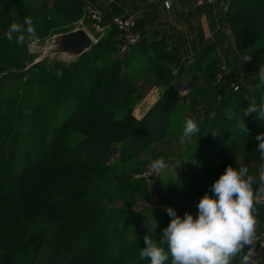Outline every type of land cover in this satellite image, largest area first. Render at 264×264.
Masks as SVG:
<instances>
[{
	"label": "rangeland",
	"instance_id": "rangeland-1",
	"mask_svg": "<svg viewBox=\"0 0 264 264\" xmlns=\"http://www.w3.org/2000/svg\"><path fill=\"white\" fill-rule=\"evenodd\" d=\"M77 1L81 8L80 14L75 17L62 16L53 8V0H22L21 3L7 0L6 3L0 4V175L13 174L15 182H20L17 179L24 177L19 185L31 181L36 187L34 192H44L48 189L52 191L53 197L48 208L38 206L32 211L34 208L25 203L15 207V228L10 227L12 224L8 221L4 226L15 244L11 253L20 250L21 245L34 233H39L41 241L46 244L50 242L53 232L70 230L80 224V220L90 211L78 212L75 207L87 205L97 209L94 215L97 214L105 220L110 218L107 219L104 229L111 232V235L109 240H104V247L100 244L103 242L102 238L98 239V242H92L91 246L97 248L85 261L95 264H150L149 259H142L140 256L144 247V236L148 234L155 240L157 234L169 224L171 218L167 215L166 207L175 208L181 217L186 211L191 212L195 218L197 202L209 191L210 186L227 166H247L249 173L255 175L261 165H264L259 153H254L257 148L254 138L258 133L264 132V122L253 124L248 128L250 131L247 134L236 127L235 119L240 115L241 109L247 107L245 97L251 98V91H256V73L259 71V65L264 63V34L258 35L254 43H249L243 50H238L226 13L225 20L236 52L228 53L229 49H225V59L220 61V58H217V64L209 66L216 71L214 82L217 86L210 93L206 80L196 86L191 85L192 82L188 79L186 84L182 82L176 75L180 72L179 69L169 61L156 65L153 72L152 66L146 64L139 50L141 37L134 32L133 15L126 10L109 12L107 6L116 4L117 0ZM203 3L206 2L203 0ZM212 3L213 0L207 4ZM93 14L99 16L102 25L109 28L101 37H96L98 42L95 46H98V52L94 62L83 64L88 72L86 77H96L106 82L126 74L134 83L135 92L129 95L130 101L120 100L107 110L120 113L131 107L133 116L136 108L151 92L158 90L161 94L167 87H175L178 106L170 118L168 135L146 146L135 157L130 156L122 160L120 147L115 146V142H122L128 131L124 129L117 132H97L96 134L114 145L101 168L95 167L79 173H58L46 167L40 171H29L38 157L51 149L53 138H63L66 150L70 149L71 152L56 151L49 158L50 166L68 168L82 165L75 148L86 136L93 133L87 122L75 126L71 124L65 128L69 121H73L77 111L74 87L69 86L64 91L62 104L55 102L52 95L37 86L35 78L39 71L32 66L41 62L46 71L51 70V75H61L63 70L60 68L63 63L42 56L45 41L53 35L67 33L75 28H84L93 34ZM25 17L32 18L38 40L20 46L15 43V39L9 43L6 38L8 28L14 22L23 24ZM124 19L131 23V34L138 37V42L134 45L126 42L125 34L114 24L117 20ZM119 37L120 45L118 42L111 44L110 41L115 42ZM18 51L23 55L20 56ZM245 55L251 56L250 62L243 61ZM213 58L214 55L209 56V62ZM203 67L205 66L202 64V69ZM170 71L171 74L168 73ZM170 75L169 85L164 86ZM235 85H239L237 91L233 90ZM63 87L65 89V86ZM181 87L188 90H180ZM85 88V85L81 86V89ZM233 94L235 97H231ZM238 96L243 102L241 107L236 105ZM259 98L260 93H257V99ZM222 101L226 102L228 110L231 109L234 118L229 120L225 115L220 122L212 121L211 124L203 120V128L181 144L179 140L184 122L191 117L192 112L197 109L200 115H203L207 109L203 108V104L205 106L212 102V107L218 108L219 102ZM241 115L247 127L257 121L255 114L244 116L241 112ZM62 127L65 130L61 133L59 130ZM209 129L218 134L213 136ZM222 146L230 147V150L213 158ZM160 157L165 159L167 168L159 174H153L148 165ZM59 160L62 162L60 165ZM26 187L32 189L30 183ZM69 191L71 194L75 193L74 195L84 192L85 197L73 199ZM64 192L68 197L62 194ZM2 195L9 197L5 188L2 189ZM8 209L4 204L0 206V213L7 216L5 212ZM155 222L158 224L157 234L155 231L149 232L150 223ZM257 231L258 234H264V224L258 223ZM81 247L84 249V246ZM49 252L50 250L44 249L32 255V252L23 254L21 251L19 263L48 264ZM166 264H170V260Z\"/></svg>",
	"mask_w": 264,
	"mask_h": 264
},
{
	"label": "trees",
	"instance_id": "trees-1",
	"mask_svg": "<svg viewBox=\"0 0 264 264\" xmlns=\"http://www.w3.org/2000/svg\"><path fill=\"white\" fill-rule=\"evenodd\" d=\"M6 1L7 0H0V4H4ZM21 1L22 0H15V3H21ZM52 4L53 8L61 13L62 16L75 17L80 14L81 5L77 0H53ZM227 19L231 27L235 47L238 50H243L249 43H254L258 35L264 34V0H230ZM115 34L119 35L117 32H115ZM120 38L121 37L115 39V42L114 40L110 41L111 44H117L118 42V45H120ZM139 50L143 58H145L146 64H148L149 67L152 66L153 72L154 69H156V65L163 61H169L173 65L176 63L175 56L168 51L167 45L162 40L146 41L141 39ZM18 52L20 56L23 55L21 51ZM97 52L98 46H94L90 52L83 55L77 62L72 64L63 63L61 68L59 66V68L63 70L61 75H51V70L46 71V68L41 62L32 66V68L39 71L35 78L37 86L41 87L47 94L52 95L55 102L61 103L62 97H65L64 91H66L69 86L74 87L77 111L73 121H69L68 124L65 125V128L71 124L75 126L78 123L87 122L90 125H88V128L93 134L86 136L75 148V153L77 152L76 154L79 156L78 160L82 163L81 166L73 165L68 168H61L60 166L55 168V166H50L48 164L49 158L52 157L53 153L56 151L68 153L70 150H66L63 138H53L51 149L43 153L40 158L38 157L33 165L30 163L31 166L29 171L31 169H33V171H40L46 167L58 173H79L95 167L101 168L103 161L114 145L99 134H96L97 132H117L124 129L128 131L127 137L123 139L122 142H115V146L120 147V158L122 160L130 156L135 157L142 152L146 146L154 144L168 135L170 118L178 106V96L175 87H167L164 89L159 99L140 120L134 118L133 108L131 107L120 113L109 111L107 108L120 100L130 101L129 95L133 94L136 88L126 74H122L118 79L111 78L106 82L96 77L87 78L86 74L88 72L87 69L83 67V64L93 63ZM212 55L213 47H206L194 63L186 66L180 72H177L176 75H178V77L187 75L193 86L206 80L209 84V92L211 93V83H214L216 71L209 66H213V63L216 65L218 62L217 58H213V60L209 62V56ZM202 64L205 66L203 69ZM158 69L156 72L159 71ZM100 71L104 70L100 69ZM168 73L171 74V71ZM168 78L164 86L167 84L169 85L171 75ZM82 85H85V90L81 89ZM63 86H65V89ZM247 92L249 91H246V93ZM257 93V91H251L252 97L257 98ZM239 96H241V94H239ZM239 96L237 97L238 99L235 98L237 101L236 105L241 107L243 102ZM231 97H235V94ZM222 104L224 105L222 106ZM213 105L212 102H208V105L205 104V106L203 104V108L207 107L203 115H200L201 113L198 112L197 109L192 112L190 118L197 121L200 130L203 128V120H206L207 123L210 122V124L212 121L220 122L228 111L226 102H219L218 108L215 106L212 107ZM213 112L216 113V116L210 119V114ZM201 117H203V119H201ZM258 122L257 120L255 123H249L250 125L248 128ZM65 128L62 127L59 131L62 133ZM235 141H237V139ZM221 148L222 149H220L213 158L222 156L230 150V147L222 146ZM58 162V165L62 163L60 160ZM29 171L27 173L28 175L30 174ZM257 174L258 171H256L255 175ZM22 178L24 177L17 179V181L22 182ZM20 182H15V175L13 174L4 173V175H0V206L5 204L11 210L9 211L8 209L5 212L8 214L7 216L0 213V264H20L19 253L21 251L23 254L32 252L33 255L34 253H40L44 249L50 250L48 253V264H92L93 262L85 261V258H88L97 248V246H91L92 242H98L97 240L102 238L103 242L101 241L100 244L104 247V240H109L111 232L106 231L104 225L107 219L110 218L107 217L105 220V218L103 219L97 216V214L94 215L97 209H93V207L87 205L75 207L78 212H81V210L90 211L87 216L83 217V220H80V224L72 227L70 230L61 229L58 232H53L50 242H46V244L41 241V235L39 233H34L21 245L20 250L16 251L18 255L16 253H11V249L15 248V244L14 241H12V237L7 233L8 229L4 226L8 224L6 223L8 221L12 224L10 227L15 228V207L18 208L20 203H25L27 206L34 208L32 211L36 210L38 206L48 208L50 207L51 198H53L51 197V190H44L45 193L41 190L34 192V188L36 187L31 184V181H26L25 185H19ZM29 183L30 188H32L31 190L26 187ZM3 188L8 191L9 197L2 195ZM62 194L68 197V194L65 192ZM69 194L73 199L85 197L84 192H78L74 195L75 193L71 194L69 191ZM258 223L264 224V207H260ZM81 246H84V249Z\"/></svg>",
	"mask_w": 264,
	"mask_h": 264
},
{
	"label": "clouds",
	"instance_id": "clouds-1",
	"mask_svg": "<svg viewBox=\"0 0 264 264\" xmlns=\"http://www.w3.org/2000/svg\"><path fill=\"white\" fill-rule=\"evenodd\" d=\"M6 38L9 43L15 39L18 46L35 43L38 36L32 18L25 17L23 24L12 23ZM243 61L250 62L251 56L245 55ZM256 78L258 82L254 89L260 93V98L245 97L247 107L235 117L236 127L247 134L250 130L241 112L244 116L255 114L256 120L264 122V63L259 65ZM225 115L229 120L234 118L231 109ZM215 116L213 112L209 118ZM199 131L197 121L188 118L179 142L184 144ZM211 131L213 136L218 134ZM254 139L257 141L254 153L258 152L260 159L264 160V132L258 133ZM148 168L153 174H159L167 164L160 157L154 159ZM260 207H264V165L257 175L250 174L247 166L229 165L197 202L195 218L188 211L181 217L175 208L168 206L166 212L171 219L159 234L156 232L158 224L150 223L149 232L155 231L157 239L146 234L140 256L149 259L150 264H166L169 260L170 264H264V256H261L264 234L257 231Z\"/></svg>",
	"mask_w": 264,
	"mask_h": 264
},
{
	"label": "crops",
	"instance_id": "crops-1",
	"mask_svg": "<svg viewBox=\"0 0 264 264\" xmlns=\"http://www.w3.org/2000/svg\"><path fill=\"white\" fill-rule=\"evenodd\" d=\"M169 1V8L163 0H117L116 4L107 7L109 12L129 11L135 21L134 32L141 39L164 41L168 51L175 56V67L179 71L194 63L206 47H213V55L220 61L225 59V49H229L228 53L236 52L225 20L230 0H213L212 4L203 3V0ZM179 79L185 84L187 79L190 80L187 75L179 76ZM211 86L212 89L217 87L215 82ZM186 87L180 90H188ZM159 97L158 90L147 95L136 108L134 117L142 118Z\"/></svg>",
	"mask_w": 264,
	"mask_h": 264
},
{
	"label": "water",
	"instance_id": "water-1",
	"mask_svg": "<svg viewBox=\"0 0 264 264\" xmlns=\"http://www.w3.org/2000/svg\"><path fill=\"white\" fill-rule=\"evenodd\" d=\"M84 28L51 36L45 41L42 56L66 64L77 62L96 45Z\"/></svg>",
	"mask_w": 264,
	"mask_h": 264
},
{
	"label": "built area",
	"instance_id": "built-area-1",
	"mask_svg": "<svg viewBox=\"0 0 264 264\" xmlns=\"http://www.w3.org/2000/svg\"><path fill=\"white\" fill-rule=\"evenodd\" d=\"M163 2L167 8L170 7V1L169 0H163ZM204 2L211 3L212 0H204ZM91 18L93 20L92 21L93 24H92V28H91L93 34L88 32L87 30L86 31L92 37V39L95 42H98V39H96V37L97 36L101 37L105 33L106 29L109 27L103 26L101 23V18L99 16H97L96 14H93ZM114 24L119 31H122L125 34V40L128 44L134 45L138 42V37L131 34V29H130L131 23L128 19L117 20ZM238 88H239V85H235L233 87V90L237 91ZM257 248L259 249V245H257ZM261 254H264V251H261Z\"/></svg>",
	"mask_w": 264,
	"mask_h": 264
}]
</instances>
